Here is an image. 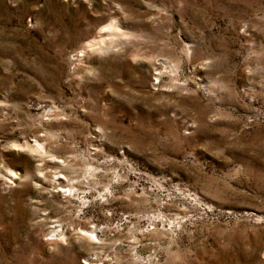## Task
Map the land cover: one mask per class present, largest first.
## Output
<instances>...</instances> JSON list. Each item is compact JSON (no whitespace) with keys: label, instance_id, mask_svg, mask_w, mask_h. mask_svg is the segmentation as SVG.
I'll list each match as a JSON object with an SVG mask.
<instances>
[{"label":"rangeland","instance_id":"374dc122","mask_svg":"<svg viewBox=\"0 0 264 264\" xmlns=\"http://www.w3.org/2000/svg\"><path fill=\"white\" fill-rule=\"evenodd\" d=\"M0 264H264V0H0Z\"/></svg>","mask_w":264,"mask_h":264},{"label":"bare ground","instance_id":"6f19581e","mask_svg":"<svg viewBox=\"0 0 264 264\" xmlns=\"http://www.w3.org/2000/svg\"><path fill=\"white\" fill-rule=\"evenodd\" d=\"M108 25V24H107ZM115 29H116V27H115V25H113V24H111V25H108L107 26V28H106V31L108 32V34L107 35H111V34H113V32H116L115 31ZM118 32V31H117ZM99 44H101V45H106V41L105 40H101L100 42H93V43H91V42H89L86 46H85V51H83V54L86 52V50H88V49H92L93 47H95L96 45H99ZM100 46V45H99ZM36 144H38V143H36ZM26 146V145H25ZM38 146H40V145H38ZM41 147V146H40ZM44 148V147H43ZM35 151H37V147L35 146ZM41 149V148H40ZM90 263H92V262H90Z\"/></svg>","mask_w":264,"mask_h":264}]
</instances>
